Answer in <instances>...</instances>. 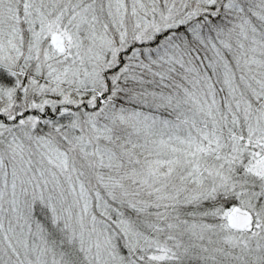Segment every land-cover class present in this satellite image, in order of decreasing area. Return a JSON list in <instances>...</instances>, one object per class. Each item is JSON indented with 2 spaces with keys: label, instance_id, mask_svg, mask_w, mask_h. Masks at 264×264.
<instances>
[{
  "label": "snow or ice",
  "instance_id": "snow-or-ice-1",
  "mask_svg": "<svg viewBox=\"0 0 264 264\" xmlns=\"http://www.w3.org/2000/svg\"><path fill=\"white\" fill-rule=\"evenodd\" d=\"M0 264H264V0H0Z\"/></svg>",
  "mask_w": 264,
  "mask_h": 264
}]
</instances>
